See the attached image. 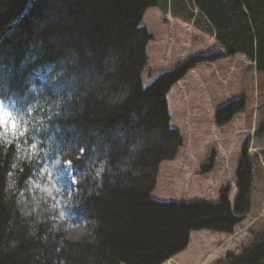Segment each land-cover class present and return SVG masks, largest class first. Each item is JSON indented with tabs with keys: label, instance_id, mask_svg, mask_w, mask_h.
I'll list each match as a JSON object with an SVG mask.
<instances>
[{
	"label": "trees",
	"instance_id": "16d2710c",
	"mask_svg": "<svg viewBox=\"0 0 264 264\" xmlns=\"http://www.w3.org/2000/svg\"><path fill=\"white\" fill-rule=\"evenodd\" d=\"M191 1L0 0V104L27 129L0 140V264H162L192 230L231 233L242 220L253 181L246 145L233 205L228 185L217 201L151 195L154 171L181 142L170 125L172 86L198 63L238 55L264 74V0ZM155 5L193 21L219 50L188 56L144 85L154 36L143 18ZM247 100H226L217 124ZM36 177L70 186L71 201L58 210L65 226L51 206L61 190L38 186L36 204L24 201ZM70 225L86 232L72 239ZM226 264H264V229Z\"/></svg>",
	"mask_w": 264,
	"mask_h": 264
},
{
	"label": "rangeland",
	"instance_id": "374dc122",
	"mask_svg": "<svg viewBox=\"0 0 264 264\" xmlns=\"http://www.w3.org/2000/svg\"><path fill=\"white\" fill-rule=\"evenodd\" d=\"M190 4L194 20L198 8L193 2ZM170 11L155 5L144 15L143 24L154 36L146 48L148 60L142 74L144 85L188 56L219 50L209 33L197 28L193 21L173 16ZM240 96H247L246 109L236 113L228 124L219 126L215 120L217 107ZM167 99L170 125L179 132L181 142L154 171L151 192L154 198L217 201L220 190L228 185V198L233 205L239 193L236 174L245 145L253 181L246 212L241 214L242 220L233 232L192 230L186 248L162 264H169L168 261L174 258L176 260L171 264H226L230 254L241 253L253 242L255 234L264 229V74L257 73L254 63L240 55L201 62L172 86ZM0 110L4 109L0 107ZM139 140L135 141L136 145L144 144L138 143ZM49 174L54 178L53 170ZM62 183L61 188H57L55 180L36 177L30 180L24 193V201L32 203V190L38 186L45 191L61 190L58 198L51 202L58 226L66 225L58 210H63V205L71 201L70 186L64 187ZM34 202L36 204L37 200ZM66 232L70 238L78 239L86 232V227L70 225Z\"/></svg>",
	"mask_w": 264,
	"mask_h": 264
},
{
	"label": "snow or ice",
	"instance_id": "6c2138e0",
	"mask_svg": "<svg viewBox=\"0 0 264 264\" xmlns=\"http://www.w3.org/2000/svg\"><path fill=\"white\" fill-rule=\"evenodd\" d=\"M27 134V129H22L20 123L13 118L12 113L0 110V140L5 137H12L14 140L19 139ZM35 147V146H33ZM69 166L72 160L65 161Z\"/></svg>",
	"mask_w": 264,
	"mask_h": 264
},
{
	"label": "bare ground",
	"instance_id": "6f19581e",
	"mask_svg": "<svg viewBox=\"0 0 264 264\" xmlns=\"http://www.w3.org/2000/svg\"><path fill=\"white\" fill-rule=\"evenodd\" d=\"M218 108V107H217ZM19 123H21L22 121L21 120H17ZM174 260H176L175 258L174 259H170L169 261H168V263L169 264H171L172 263V261H174Z\"/></svg>",
	"mask_w": 264,
	"mask_h": 264
}]
</instances>
